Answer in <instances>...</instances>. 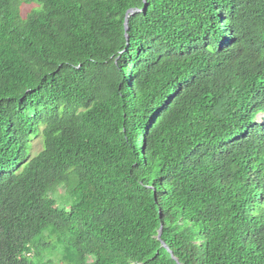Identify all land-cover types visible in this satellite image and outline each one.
Segmentation results:
<instances>
[{"label":"trees","instance_id":"1","mask_svg":"<svg viewBox=\"0 0 264 264\" xmlns=\"http://www.w3.org/2000/svg\"><path fill=\"white\" fill-rule=\"evenodd\" d=\"M258 113L264 0H0V264H264Z\"/></svg>","mask_w":264,"mask_h":264},{"label":"rangeland","instance_id":"2","mask_svg":"<svg viewBox=\"0 0 264 264\" xmlns=\"http://www.w3.org/2000/svg\"><path fill=\"white\" fill-rule=\"evenodd\" d=\"M40 6L39 2H31V3H17L16 4V9L18 11V14L20 17H25L31 10H34ZM33 138L31 139V146L29 147L28 150V158H30L32 155H34L40 148H41V143L42 139L40 135L37 136H32ZM66 184L69 185L70 182L66 181ZM53 203L56 204L57 201L63 202V197L65 196V186L62 185H57L54 187V193H53ZM64 203V202H63ZM61 264V263H58Z\"/></svg>","mask_w":264,"mask_h":264},{"label":"water","instance_id":"3","mask_svg":"<svg viewBox=\"0 0 264 264\" xmlns=\"http://www.w3.org/2000/svg\"><path fill=\"white\" fill-rule=\"evenodd\" d=\"M143 1L145 2L146 0H143ZM140 10H141L140 8H136V9H134V8H130V9L127 10L126 17H125V20H124L125 31H126L127 28H128V25H127V23H128V22H127V21H128V16L131 15V14H133V13H135L136 11H140ZM126 38H128L127 33H126ZM261 116H264V113H258L256 117H257V119L260 120V119H261ZM161 228H162V223H161L160 228H159L158 238L160 237V234H161ZM161 242H162V244L164 245V247H166V248L168 249V247H167V245L165 244V242H164L163 240H161ZM169 251H170V253H171L172 258L175 259V261H177L178 264H183V263L179 262L178 258L172 253L171 250H169Z\"/></svg>","mask_w":264,"mask_h":264}]
</instances>
